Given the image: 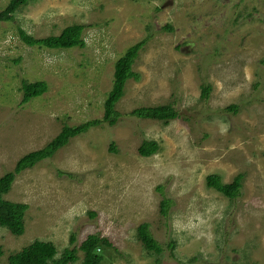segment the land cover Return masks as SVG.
Here are the masks:
<instances>
[{"label":"rangeland","instance_id":"374dc122","mask_svg":"<svg viewBox=\"0 0 264 264\" xmlns=\"http://www.w3.org/2000/svg\"><path fill=\"white\" fill-rule=\"evenodd\" d=\"M14 16L0 22V177L63 125L102 119L116 60L147 41L118 122L17 175L4 197L29 204L26 229L18 236L0 226V264L35 239L53 242L59 257L89 234L113 244L102 264H264V0H33ZM72 24L85 25V47L29 46L18 35V26L42 38ZM23 80H44L48 91L22 104ZM163 104L180 116L130 114ZM145 139L160 145L150 157L138 152ZM213 173L225 183L242 175L239 196L209 187ZM159 185L174 201L168 217ZM143 222L161 254L139 240ZM83 259L79 251L70 264Z\"/></svg>","mask_w":264,"mask_h":264},{"label":"trees","instance_id":"16d2710c","mask_svg":"<svg viewBox=\"0 0 264 264\" xmlns=\"http://www.w3.org/2000/svg\"><path fill=\"white\" fill-rule=\"evenodd\" d=\"M31 1L33 0H10L0 11V22L14 20L15 13ZM166 27L172 29L171 25H167ZM84 29L85 25L83 24H72L65 27L59 35L37 38L28 33L21 26H18V35L20 39L29 46L37 45L46 48L68 49L86 46L83 37ZM146 41L147 38L130 46L126 52L116 60L114 64L113 85L104 102V116L102 119H90L77 125H63L60 132L45 146L21 156L17 160L13 170L6 172L0 177V226L8 228L12 234L18 236L25 232V217L30 207L29 204L12 201L4 197L10 192L18 174L33 168L45 159L53 157L55 153L66 146L72 138L86 133L90 128L100 125L103 121L108 122L110 125H115L118 122L121 113L117 110L116 105L125 94L127 82L130 79H140V73L134 70V64L141 49L146 44ZM21 84L22 104L38 98L48 91V83L44 80L33 82L23 80ZM210 91L211 86L209 84L204 85L202 88V98L207 99L210 95ZM228 109L236 111L237 105H230ZM130 114L138 116L139 118L161 120L165 123H169L171 120L180 116V113L172 104L142 106L135 108ZM110 149L112 151L116 150L113 144L110 145ZM159 149L160 145L156 140L145 139L138 147V152L144 157H150L157 153ZM207 184L209 187L216 189L230 199H235L239 196L243 186V176L237 175L231 182L225 183L222 181V177L219 174L213 173L207 176ZM163 188V185L157 187L162 193L160 213L164 217H168L174 201L171 197L166 195ZM137 231L139 240L148 251L156 254H161L163 252V247L153 235L148 222L141 223ZM75 241L76 237L73 234L71 243L73 244ZM170 245L171 248L174 247V243ZM111 246H113V244L107 237L100 234H89L80 245L65 248L60 256L57 257L58 249L53 242L35 239L20 251L9 255L8 264H70L78 260L79 251L84 253L82 264H102L105 256L101 251ZM156 264H159V260H157Z\"/></svg>","mask_w":264,"mask_h":264}]
</instances>
